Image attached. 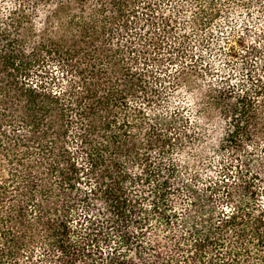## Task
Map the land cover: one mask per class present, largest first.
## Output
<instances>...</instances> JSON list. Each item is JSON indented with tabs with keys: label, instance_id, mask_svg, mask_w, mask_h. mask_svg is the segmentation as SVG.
<instances>
[{
	"label": "trees",
	"instance_id": "obj_1",
	"mask_svg": "<svg viewBox=\"0 0 264 264\" xmlns=\"http://www.w3.org/2000/svg\"><path fill=\"white\" fill-rule=\"evenodd\" d=\"M254 5L0 0V264H264V44L234 81L189 44Z\"/></svg>",
	"mask_w": 264,
	"mask_h": 264
},
{
	"label": "rangeland",
	"instance_id": "obj_2",
	"mask_svg": "<svg viewBox=\"0 0 264 264\" xmlns=\"http://www.w3.org/2000/svg\"><path fill=\"white\" fill-rule=\"evenodd\" d=\"M220 16L214 22L212 30H210L213 34L211 39H209L210 41L207 43L203 42L200 45L196 41H191L189 44L197 55H202L204 63L201 61L202 65H199V67L201 66L204 69V65L209 63L216 73L219 72L220 75L227 74L234 81L235 79L242 78L254 69L250 66V63L253 62L250 60L254 59L250 54V50L254 43H259L260 47H263L264 13L261 12L259 7L254 5L250 8L227 10ZM194 44L196 47H194ZM165 50H163V57L156 58L154 55L151 56L149 67H152L154 70L157 67L159 69H165V67L175 69L177 67L179 62L175 58L171 61L165 59V57L170 58L169 55L175 57L176 50L173 48L174 54L171 53L170 49H168V51L170 50V54L165 52ZM180 60L183 61L184 57H181ZM185 60L188 61L187 58ZM254 61L255 65H257L259 58H256ZM212 73L213 75L216 74L214 71ZM169 86L167 80L161 86L164 87L163 91H165L164 102H161V106H158L161 111H166L165 109L171 111L174 106L183 105L182 95L175 93L173 89H169ZM259 145V147L252 150L253 155H251V159L253 161L250 166L253 169L264 164V159L261 158L263 157L261 155L264 151L261 150L264 147V143H260ZM224 156L227 157V155ZM211 163H213L212 160ZM238 163H240L239 160ZM205 173H210V171L205 170ZM232 180L233 178L229 180V183L234 182Z\"/></svg>",
	"mask_w": 264,
	"mask_h": 264
}]
</instances>
